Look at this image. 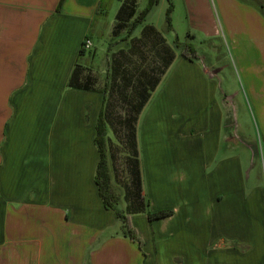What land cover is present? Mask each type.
I'll use <instances>...</instances> for the list:
<instances>
[{"label": "crops", "instance_id": "0c3cea01", "mask_svg": "<svg viewBox=\"0 0 264 264\" xmlns=\"http://www.w3.org/2000/svg\"><path fill=\"white\" fill-rule=\"evenodd\" d=\"M99 3L0 0V264H264L262 177L241 172L238 156L205 172L223 125L211 93H200L198 123L167 128L169 139L184 138L161 154L167 173L150 172L146 154L150 211L172 214L130 216L141 247L112 234L118 216L95 180L105 93L68 85ZM175 60L174 82L185 65L201 75L184 55Z\"/></svg>", "mask_w": 264, "mask_h": 264}, {"label": "rangeland", "instance_id": "374dc122", "mask_svg": "<svg viewBox=\"0 0 264 264\" xmlns=\"http://www.w3.org/2000/svg\"><path fill=\"white\" fill-rule=\"evenodd\" d=\"M227 1L161 0L131 34L125 30L119 36H114L113 31L121 1H104V13L96 16L94 30L87 38L92 46L84 51L78 64L83 68L82 79L89 76L91 84L104 90L107 97L111 137L108 163L117 201L115 210L109 209L112 213L126 212V197L134 193L124 122L133 113L131 104L138 99L140 82L150 78L162 79L137 123L143 195L147 190L146 154L151 155L150 172L160 175L168 172L166 164L161 165L166 158L161 154L169 150L170 140L179 144L184 138L169 139L167 128L172 122L176 127L185 121H191L192 125L199 122L205 104L200 93L213 94L223 113L217 140L220 152L208 163L205 172H212L221 158L238 156L241 172L254 175L255 179L260 175L264 181V8L257 0ZM147 3L148 0H139L138 13ZM170 5L172 27L166 20ZM147 25L155 26L165 40L143 37ZM165 42L175 57L183 53L186 44L193 45L196 57L191 62L201 75L198 77L192 66L185 65L176 77L182 83L174 82L176 60L163 74L165 51L161 48ZM167 89L169 92L163 96ZM206 105L209 108L213 105L215 112V103L207 100ZM118 223L120 226L111 228L115 237L126 231L119 217ZM97 248L96 243L95 256Z\"/></svg>", "mask_w": 264, "mask_h": 264}, {"label": "trees", "instance_id": "16d2710c", "mask_svg": "<svg viewBox=\"0 0 264 264\" xmlns=\"http://www.w3.org/2000/svg\"><path fill=\"white\" fill-rule=\"evenodd\" d=\"M121 1V6L116 15V25L113 31L114 36H119L121 32L127 31L128 34H131L139 23H142L151 9L159 3V0H148L146 7L138 13V2L139 0H119ZM104 1L100 0L98 5V11L103 10ZM262 8H264V4H261ZM173 11V6H169L166 13V20L169 27H172L171 24V13ZM142 36H156L157 38L165 40L164 37L160 34V32L153 25H147L142 32ZM144 39V38H143ZM160 39V40H161ZM139 40V39H138ZM165 51L163 56L164 60V69L163 74L166 73L169 66L175 60V52L169 47V45L165 42L162 48ZM84 50L81 49L79 56H83ZM185 57L190 60L193 57H196L195 47L191 44H186L184 51L182 53ZM83 68L76 64L72 76L69 80V86L73 88L85 89V90H98L104 92V90H99L95 86L91 84V80L89 76L82 79L83 77ZM160 77L150 78L146 82H140L142 85L138 92L137 101L131 104V108L133 113L128 115L125 118L124 126H125V135L126 145L131 151L129 157V165L131 169V183L133 184L134 193L130 197H126L128 203L126 207V212L116 211V214L119 218L124 221V225L126 227V231L124 234L129 237L131 240L139 243L140 247L142 246V241L138 237L136 230L133 228L130 216L133 214L144 213L148 216L150 222H153L157 219H162L168 217L172 214L171 210H161L158 212L150 211V201L149 199L143 195V177H142V169H141V161H140V153L138 147L137 140V123L139 119V115L148 103L151 98L152 92L156 90L158 85L161 82ZM147 83L148 85H145ZM139 84V82H138ZM137 84V85H138ZM106 93L104 98V103L102 109L100 111L98 122H97V135L95 138V144L98 148L100 159L98 162V166L96 169V183L98 185L99 194L102 198L104 206L107 209L115 210V204L117 203L113 188H112V174L110 170V166L108 163V152H109V142L111 141L110 137V126L108 121L107 109H106ZM114 129V128H113ZM114 133V132H113Z\"/></svg>", "mask_w": 264, "mask_h": 264}, {"label": "built area", "instance_id": "2783aa9c", "mask_svg": "<svg viewBox=\"0 0 264 264\" xmlns=\"http://www.w3.org/2000/svg\"><path fill=\"white\" fill-rule=\"evenodd\" d=\"M91 46H92V42H91V40L86 39V40L84 41L83 45H82V49H83V50H87V49H90Z\"/></svg>", "mask_w": 264, "mask_h": 264}]
</instances>
